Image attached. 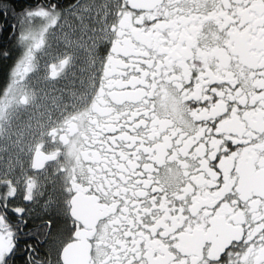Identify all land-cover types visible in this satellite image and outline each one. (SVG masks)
Returning <instances> with one entry per match:
<instances>
[{
    "label": "snow or ice",
    "instance_id": "1",
    "mask_svg": "<svg viewBox=\"0 0 264 264\" xmlns=\"http://www.w3.org/2000/svg\"><path fill=\"white\" fill-rule=\"evenodd\" d=\"M0 264H264V0H0Z\"/></svg>",
    "mask_w": 264,
    "mask_h": 264
}]
</instances>
